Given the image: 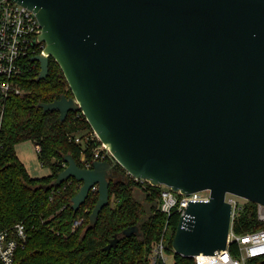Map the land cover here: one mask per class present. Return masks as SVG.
<instances>
[{
    "label": "water",
    "instance_id": "obj_1",
    "mask_svg": "<svg viewBox=\"0 0 264 264\" xmlns=\"http://www.w3.org/2000/svg\"><path fill=\"white\" fill-rule=\"evenodd\" d=\"M43 25L48 55L73 95L40 102L44 111L82 110L112 151L83 167L72 154L47 188L73 177L77 211L98 185L90 226L110 203L120 164L136 178L191 193L175 230L176 253L227 247L233 193L264 204V0H16ZM141 234L133 225L123 235ZM115 235L104 247L116 248Z\"/></svg>",
    "mask_w": 264,
    "mask_h": 264
},
{
    "label": "trees",
    "instance_id": "obj_2",
    "mask_svg": "<svg viewBox=\"0 0 264 264\" xmlns=\"http://www.w3.org/2000/svg\"><path fill=\"white\" fill-rule=\"evenodd\" d=\"M37 76L28 74L22 79L26 93L9 99L0 132V230L21 221L28 229V240L18 248L12 264H150L154 243L162 237L166 224L175 233L179 212L174 210L168 218L159 209L161 187L135 179L120 164L110 178V203L93 226L89 216L98 200V191L90 192L86 202L75 211L71 200L82 182L71 177L60 186L47 188L66 167L65 155L72 154L83 166L82 155L93 162V151L100 141L86 140V134L93 128L82 110L70 111L61 121L59 110L44 111L38 106L63 94L73 95L59 63L51 58L49 75L41 80ZM78 134L84 141H75ZM26 140L40 145L38 158L42 166L51 168L50 175L35 178L29 174L16 152V145ZM133 188L147 192L152 202L147 215L133 197ZM80 218L83 222L73 229L75 220ZM133 225L140 227L141 234L123 235V230ZM261 225L257 203L248 200L235 219L234 230L245 233ZM174 233L167 238L173 264H196L194 257L174 251ZM115 235L120 237L116 248L105 250ZM231 249L237 255V247ZM158 264L166 263L160 260ZM247 264H264V259H249Z\"/></svg>",
    "mask_w": 264,
    "mask_h": 264
},
{
    "label": "built area",
    "instance_id": "obj_3",
    "mask_svg": "<svg viewBox=\"0 0 264 264\" xmlns=\"http://www.w3.org/2000/svg\"><path fill=\"white\" fill-rule=\"evenodd\" d=\"M42 32L43 25L32 9L16 0H0V132L3 129L9 99L26 93L22 79L28 74H39L40 61L35 57L48 55L46 41L41 38ZM85 137L86 140L100 141L93 151L94 160L114 158L109 146L94 130ZM75 141L82 142L84 138L78 134L75 135ZM36 148L40 150L41 147L36 145ZM81 161L83 167H91L93 164L86 160L84 154ZM157 186L162 189L159 209L167 213L168 218L174 210L179 212L181 217L191 201L208 200L211 196L210 189L186 193L176 191L165 184ZM92 191H98V185L93 186ZM225 199L232 205L227 247L212 254L195 255L196 264H247L249 259H264V204H257V217L262 225L252 231L238 233L234 230V222L248 200L233 193H227ZM82 222L83 218L75 220L73 229ZM168 229L166 224L162 237L154 243L150 264H158L160 260L168 264V256L171 255L168 253ZM27 240L28 229L23 221L0 230V264H12L16 251L20 246H24ZM232 246L237 247V255H234Z\"/></svg>",
    "mask_w": 264,
    "mask_h": 264
},
{
    "label": "rangeland",
    "instance_id": "obj_4",
    "mask_svg": "<svg viewBox=\"0 0 264 264\" xmlns=\"http://www.w3.org/2000/svg\"><path fill=\"white\" fill-rule=\"evenodd\" d=\"M31 140H26L18 143L16 145V152L20 160L26 166L30 175H38V177L48 176L51 174L50 167H44L41 165L38 158V151L36 150L34 142ZM128 173V172H127ZM133 197L141 203L143 208L145 209L144 214L150 212L152 202L147 198V192L140 188H133L132 190ZM174 230L173 227H169L167 238L170 239L173 235ZM174 263L173 255L168 256V264Z\"/></svg>",
    "mask_w": 264,
    "mask_h": 264
},
{
    "label": "crops",
    "instance_id": "obj_5",
    "mask_svg": "<svg viewBox=\"0 0 264 264\" xmlns=\"http://www.w3.org/2000/svg\"><path fill=\"white\" fill-rule=\"evenodd\" d=\"M32 143H33V142H32ZM35 147H36V145H35ZM36 150H37V148H36ZM37 151H38V150H37ZM51 173H52V171H51ZM29 174H30V173H29ZM31 176H32V177H35V178L38 177V175H32V174H31Z\"/></svg>",
    "mask_w": 264,
    "mask_h": 264
}]
</instances>
